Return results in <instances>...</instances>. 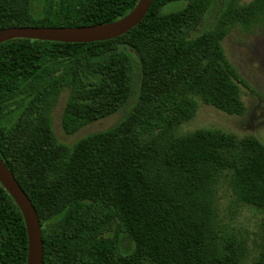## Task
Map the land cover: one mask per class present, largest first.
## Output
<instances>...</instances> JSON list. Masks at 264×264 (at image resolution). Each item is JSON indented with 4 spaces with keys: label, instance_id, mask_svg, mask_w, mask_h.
<instances>
[{
    "label": "trees",
    "instance_id": "16d2710c",
    "mask_svg": "<svg viewBox=\"0 0 264 264\" xmlns=\"http://www.w3.org/2000/svg\"><path fill=\"white\" fill-rule=\"evenodd\" d=\"M140 0H0V29L94 26ZM173 2L181 8L163 12ZM208 23L202 26L204 20ZM264 21V0H153L113 39L19 37L0 44V157L33 202L44 264H244V238L219 219L217 190L264 212V142L218 128L179 134L198 98L243 115L250 84L224 38ZM65 133L121 111L73 144ZM263 240L254 264H264ZM23 213L0 182V264H28Z\"/></svg>",
    "mask_w": 264,
    "mask_h": 264
},
{
    "label": "rangeland",
    "instance_id": "374dc122",
    "mask_svg": "<svg viewBox=\"0 0 264 264\" xmlns=\"http://www.w3.org/2000/svg\"><path fill=\"white\" fill-rule=\"evenodd\" d=\"M249 2L251 0H242ZM184 2H173L163 7V12L181 8ZM208 23L204 20L202 26ZM223 46L229 60L246 79L252 90L244 89L243 99L246 112L243 115H230L204 103L198 98V110L190 120L177 129L181 135L199 128H218L238 137L256 136L264 142V21L250 28L235 27L223 40ZM68 91L62 92L52 111V122L58 138L67 144H73L88 133L105 129L119 119V111L112 116L95 121L82 127L75 134H67L62 127V113ZM216 204L219 219L226 227L244 238L248 253L244 264H254L262 247V228L264 212L239 202L227 181H222L217 190Z\"/></svg>",
    "mask_w": 264,
    "mask_h": 264
},
{
    "label": "water",
    "instance_id": "95a60500",
    "mask_svg": "<svg viewBox=\"0 0 264 264\" xmlns=\"http://www.w3.org/2000/svg\"><path fill=\"white\" fill-rule=\"evenodd\" d=\"M152 1L140 0L129 15L108 24L55 27L13 26L0 29V44L19 37L62 42H92L113 39L138 25L148 12ZM0 182L15 199L23 213L29 240L28 264H44L43 232L36 207L1 157Z\"/></svg>",
    "mask_w": 264,
    "mask_h": 264
}]
</instances>
